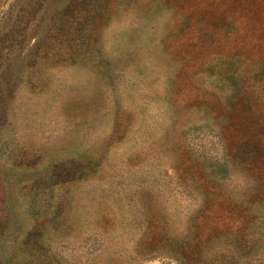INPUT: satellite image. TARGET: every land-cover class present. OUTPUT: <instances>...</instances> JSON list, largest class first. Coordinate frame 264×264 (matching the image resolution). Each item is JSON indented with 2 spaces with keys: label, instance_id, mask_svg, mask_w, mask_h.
I'll return each instance as SVG.
<instances>
[{
  "label": "rangeland",
  "instance_id": "obj_1",
  "mask_svg": "<svg viewBox=\"0 0 264 264\" xmlns=\"http://www.w3.org/2000/svg\"><path fill=\"white\" fill-rule=\"evenodd\" d=\"M0 264H264V0H0Z\"/></svg>",
  "mask_w": 264,
  "mask_h": 264
}]
</instances>
